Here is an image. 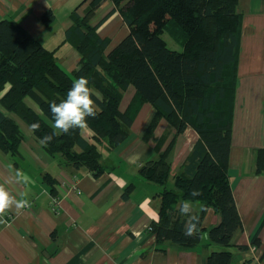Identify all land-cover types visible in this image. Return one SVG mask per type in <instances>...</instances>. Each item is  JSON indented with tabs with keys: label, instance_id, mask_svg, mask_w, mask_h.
Instances as JSON below:
<instances>
[{
	"label": "trees",
	"instance_id": "obj_1",
	"mask_svg": "<svg viewBox=\"0 0 264 264\" xmlns=\"http://www.w3.org/2000/svg\"><path fill=\"white\" fill-rule=\"evenodd\" d=\"M105 1L89 0L83 15L77 12L79 7L70 14L72 24L64 32L63 42L80 56L72 74L59 66L54 49L43 46L18 22L0 20V150L17 166L22 133L8 114L17 115L29 126L38 123L39 130L34 133L38 140L51 134L55 130L50 102L59 103L73 80L83 76L100 109L95 118H86L84 127L92 135L86 137L83 127L76 128L55 136L44 150L60 166L84 168L97 178L107 169L106 154L128 137L139 107L149 103L155 112L144 139L162 118L175 130L159 159L145 162L138 171L145 183L155 186L152 198L158 200L159 218L148 231L155 237L156 250L163 252L169 245L193 248L206 232L208 244L223 249L212 251L204 264H231L230 241L242 225L227 171L242 27L238 0H109L114 9L92 23ZM113 12L120 14L128 34L106 53L109 40L102 38L98 29ZM39 20L50 26L55 15L47 10ZM164 33L181 50L169 48ZM130 86L135 94L121 112L123 94ZM26 97L42 114L24 103ZM188 127L198 140L179 171L172 173L167 157L177 135ZM255 166L257 173L264 174V148L256 151ZM44 177L56 195L54 179L50 174ZM134 188L133 183L128 184L122 196L128 198ZM193 190L201 195L192 197ZM182 200H192L200 217L198 233L191 238L182 234L187 220L179 212ZM201 203L220 217L207 231L202 227L207 211H199Z\"/></svg>",
	"mask_w": 264,
	"mask_h": 264
},
{
	"label": "crops",
	"instance_id": "obj_2",
	"mask_svg": "<svg viewBox=\"0 0 264 264\" xmlns=\"http://www.w3.org/2000/svg\"><path fill=\"white\" fill-rule=\"evenodd\" d=\"M0 0V20L18 22L39 43L55 50L59 66L72 74L80 56L64 43V32L71 26V12L83 15L89 0ZM114 9L111 1L96 10V23ZM51 10L55 21L50 26L40 22L41 15ZM242 15L240 50L236 70L233 125L228 160L230 187L241 228L231 238V264H264V174L256 172L255 156L264 148V0H238ZM98 33L109 40L108 53L128 34L118 12L100 26ZM135 94L130 86L124 92L120 111L124 112ZM24 103L41 113L37 104L26 97ZM149 103L142 104L130 126L128 137L108 155L106 171L97 178L81 168L71 170L56 163L39 145L38 138L17 115H8L18 124L22 141L15 166L0 150V182L8 178L5 165L11 163L30 177L28 184L9 185L13 194L24 193L31 208L16 215L9 212L8 226L0 225V264H204L221 246L208 244L206 232L193 248L174 245L156 250L155 237L148 231L157 221L155 186L145 183L139 168L158 160L175 130L160 119L152 134L144 139V131L154 115ZM84 135L91 131L83 127ZM163 142L160 143L162 137ZM198 140L190 127L177 135L167 161L172 173L179 171ZM54 179L56 195L44 175ZM135 185L128 198L122 196L128 184ZM194 208L197 206L194 205ZM220 217L208 210L202 221L207 231ZM257 239L258 244L253 241ZM246 246L245 250L239 247Z\"/></svg>",
	"mask_w": 264,
	"mask_h": 264
},
{
	"label": "clouds",
	"instance_id": "obj_3",
	"mask_svg": "<svg viewBox=\"0 0 264 264\" xmlns=\"http://www.w3.org/2000/svg\"><path fill=\"white\" fill-rule=\"evenodd\" d=\"M88 84L89 81L86 77L81 76L76 78L73 80L72 86L67 91L64 99H61L59 103L56 101L50 102L49 108L53 120L52 128L55 131L39 139V145L41 147H47L57 135H67L73 129L84 127L86 118H95L98 114L100 109L92 99L93 89ZM40 111L42 114V110ZM29 129L35 133L39 130V124L33 123L29 126ZM5 168L8 173V178L0 182V225L8 226V221L5 217L9 212H14L16 215H19L24 210L30 209L32 205L25 198L24 193L13 194L9 187L12 183L28 184L30 177L22 170L14 167L11 163L6 164ZM190 195L192 197H198L201 193L199 190H193ZM199 211L206 212L208 209L201 203L199 205ZM179 212L182 216L187 217L182 234L186 238L193 237L198 233V225L200 223V217L196 214L193 201L182 200L179 205Z\"/></svg>",
	"mask_w": 264,
	"mask_h": 264
},
{
	"label": "rangeland",
	"instance_id": "obj_4",
	"mask_svg": "<svg viewBox=\"0 0 264 264\" xmlns=\"http://www.w3.org/2000/svg\"><path fill=\"white\" fill-rule=\"evenodd\" d=\"M100 7V6H99ZM162 38L167 42V45H168V47L169 48H171V49H177V50H181L180 49V45L177 43V42H175L169 35H168V33H164L163 35H162Z\"/></svg>",
	"mask_w": 264,
	"mask_h": 264
}]
</instances>
